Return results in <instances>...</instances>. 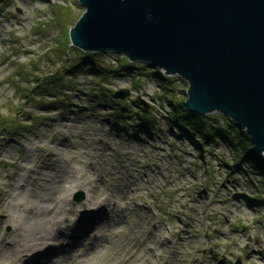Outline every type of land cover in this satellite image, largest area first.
<instances>
[{"label":"rangeland","instance_id":"1","mask_svg":"<svg viewBox=\"0 0 264 264\" xmlns=\"http://www.w3.org/2000/svg\"><path fill=\"white\" fill-rule=\"evenodd\" d=\"M84 10L79 0H0V192L3 169L12 172L19 161L25 165L28 147L38 165L48 155L67 170L94 168L87 170L94 176L89 188L80 184L69 191L70 217L84 215L89 199L106 197L111 206L125 207L109 187L130 177L145 183L148 175L149 183L131 205L139 203L140 209L128 211L129 226L117 225L113 243L94 264H113L115 251L116 264L127 256L130 264H264V182L242 164L233 165L235 149L222 140L204 142L179 133L166 117L169 105L162 88L153 75L144 74L151 71L148 66L139 68L138 80L110 76L100 82L102 88L90 74L65 71L82 51L71 44L69 30ZM105 53L111 65L123 56ZM60 74L61 88L47 85L49 77ZM173 76L176 90L169 95L187 97L188 82ZM92 87L109 89L114 101L127 104L122 110L112 101L100 103ZM119 89H127L124 97L116 95ZM141 108L152 115L151 128L138 124ZM118 109L123 116L114 115ZM203 115L233 121L219 110ZM34 136L39 141L44 136L48 144L33 147ZM55 151L60 153L53 156ZM79 190L84 198L77 201ZM8 211L10 203L0 202V218ZM123 244L129 253L120 250Z\"/></svg>","mask_w":264,"mask_h":264},{"label":"water","instance_id":"2","mask_svg":"<svg viewBox=\"0 0 264 264\" xmlns=\"http://www.w3.org/2000/svg\"><path fill=\"white\" fill-rule=\"evenodd\" d=\"M79 2L85 10L70 27L72 45L176 74L188 82L190 110L221 111L264 152V0ZM83 198L82 190L74 195Z\"/></svg>","mask_w":264,"mask_h":264},{"label":"bare ground","instance_id":"3","mask_svg":"<svg viewBox=\"0 0 264 264\" xmlns=\"http://www.w3.org/2000/svg\"><path fill=\"white\" fill-rule=\"evenodd\" d=\"M32 141L33 147L36 143L40 147L48 144H44V136L41 141L34 136L29 142ZM59 153L55 151L53 156ZM23 158L27 162L25 165L20 166L19 161L14 171L8 172L6 168L2 171L5 189L0 192V202L10 203V211L0 218V226L5 224L7 227H0V264H94L101 252L113 243L111 232L117 229V225L129 226L126 214L141 206L135 203L131 207L132 201L150 181L146 175L145 183L130 176L122 182H115L109 187L110 195L114 197L116 193L125 207L111 206L106 197L89 199L84 215L75 212L70 217L69 191L80 184L89 188L94 176L88 171L94 168L91 166L87 171L85 167L73 166L67 170L60 160L48 155L38 165L35 163L37 154L31 147L26 148ZM14 163L17 162H9ZM134 180L137 183L133 184ZM177 243L175 240L173 245ZM24 250L28 255L22 257ZM120 250L129 253L126 244ZM118 255L115 251V257L111 259L115 258L113 264H116ZM122 264H130V256L125 257Z\"/></svg>","mask_w":264,"mask_h":264},{"label":"trees","instance_id":"4","mask_svg":"<svg viewBox=\"0 0 264 264\" xmlns=\"http://www.w3.org/2000/svg\"><path fill=\"white\" fill-rule=\"evenodd\" d=\"M109 53L105 52H92V51H81L78 55L77 60L72 62L66 69V72L76 73L79 71L85 72L92 76V82L96 85H100V82L107 80L110 76H121V75H131L134 78L136 75H142L143 72L139 68L143 66H148L150 72L144 73L146 76L153 75L155 80L162 88L164 92L162 97L166 100L169 105L166 117L169 119L170 124L176 126L179 133H186L188 135H198L202 141L206 142H218V140L224 141L229 144L230 147L235 149L237 153V158L235 159L234 166L236 168H242V164L245 168L252 170L255 173L261 175V179L264 182V154L258 153L252 149L253 143L249 137V134L240 130L236 124L228 120L225 117L220 116L221 120L217 117H210L206 115H198L194 111H191L185 104L186 97H177L176 94L169 95L171 90H176L173 88L175 76L170 74H165L160 68L153 67L148 63H134L129 60L125 55L117 57L116 63L111 65L106 63L105 57ZM53 77V78H52ZM47 85L50 86L54 82V87H62L61 84V74L49 77ZM137 79V77H136ZM138 80V79H137ZM58 81V83H57ZM51 87V86H50ZM102 88V86H101ZM92 87V94L98 97L100 103H111L114 102L121 106L123 110L127 101L117 100L114 101L115 93L108 94L106 92L109 89H101ZM96 90V91H95ZM130 102L133 103V100ZM140 119V126L145 128H151V114L149 112L137 111ZM114 115L117 117L123 116L121 110L114 111ZM127 116H130L127 114ZM149 130V129H147ZM263 202V201H262Z\"/></svg>","mask_w":264,"mask_h":264}]
</instances>
